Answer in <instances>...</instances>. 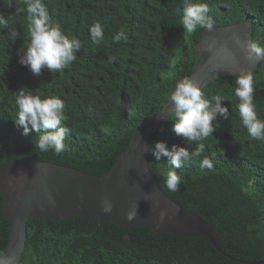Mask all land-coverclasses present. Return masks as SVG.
Segmentation results:
<instances>
[{
  "label": "trees",
  "instance_id": "16d2710c",
  "mask_svg": "<svg viewBox=\"0 0 264 264\" xmlns=\"http://www.w3.org/2000/svg\"><path fill=\"white\" fill-rule=\"evenodd\" d=\"M214 26L253 21L252 41L264 46V0H202ZM53 23L69 38H78L76 60L63 71L42 70L34 75L19 63L18 51L27 43V21L17 9L23 0H0V14L20 32L0 27V168L21 162L50 161L87 173L109 172L128 146L132 132L159 110L177 80L193 70L197 44L205 27L192 33L180 25V0H45ZM101 23L104 37L94 43L90 27ZM123 28L128 39L114 42ZM254 103L264 119V60L252 72ZM236 75H224L203 88L211 98L220 94L230 117L202 143L204 153L177 169L183 183L169 191L162 172L170 165L149 151V166L160 186L182 206L215 225L221 235L217 250L207 239L145 227H128L93 214L35 218L27 222V239L20 264H264V140L249 137L236 108ZM41 97L59 96L65 102L66 150L35 148V131L23 134L17 115L16 91ZM172 115L150 136L149 144L164 141L188 147L172 131ZM215 156L212 157V154ZM204 155L213 158L212 170L202 169ZM0 258L5 254L11 221L1 214Z\"/></svg>",
  "mask_w": 264,
  "mask_h": 264
},
{
  "label": "water",
  "instance_id": "95a60500",
  "mask_svg": "<svg viewBox=\"0 0 264 264\" xmlns=\"http://www.w3.org/2000/svg\"><path fill=\"white\" fill-rule=\"evenodd\" d=\"M252 31V20L213 25L211 30L204 28L193 70L177 82L191 78L201 85L203 92L207 84L219 77L236 75L241 70L255 71L260 61H250L233 39L238 35L243 41L252 40ZM171 91L164 105L133 130L128 146L109 172L87 173L40 160L0 168V190L4 197L1 214L11 221L7 248L0 264H20L29 220L88 214L122 226L202 237L222 251L221 235L215 225L169 196L149 167L146 146L151 134L171 116ZM106 208L110 211H105ZM162 212L166 213L163 219ZM129 215L134 218L128 219Z\"/></svg>",
  "mask_w": 264,
  "mask_h": 264
},
{
  "label": "clouds",
  "instance_id": "9594fccd",
  "mask_svg": "<svg viewBox=\"0 0 264 264\" xmlns=\"http://www.w3.org/2000/svg\"><path fill=\"white\" fill-rule=\"evenodd\" d=\"M182 16L180 25L183 29L192 33L197 26L211 30L213 20L209 16V6L202 0H180ZM25 7L17 9L18 13H24L27 21V43L18 51L19 63L26 66L34 75H40L42 70H48L54 74L63 71L76 60V54L81 48L78 38H69L59 23H53L45 0H23ZM0 27L10 28L7 36L15 41L20 37V32L10 23L9 19L0 14ZM92 41L98 43L104 37L101 23L96 22L90 27ZM128 39L123 28L114 36V42ZM236 44L244 50L247 58L252 62L264 60V46L256 41H243L238 35L233 36ZM226 51V50H225ZM191 74V73H190ZM234 95L237 98L236 108L242 125L246 128L249 137L256 140H264V119L259 118L254 103V77L251 70H241L236 74ZM15 106L17 115L13 119L18 127L23 128V134L28 135L35 131V148L41 152L53 150L57 155L66 150L65 136L68 129L64 125L65 102L59 96L41 97L39 94L26 92L23 87L16 91ZM225 100L220 94L205 97L201 85L191 78H184L176 82L174 90L169 95L171 106L172 131L181 137L186 144H196L189 150L188 147L173 144L169 149L164 141H156L154 146L147 145L148 154L152 152L157 161L166 157L168 165L162 172L164 186L171 192L180 190L183 183L177 169L194 162L202 156L205 150V141L213 136L218 126L214 121L218 117L228 119L229 109L222 103ZM142 139V138H141ZM215 153L212 154V157ZM204 155L199 164L202 169L214 168L213 158ZM149 159V157H148ZM150 167V166H149ZM105 211H110L106 208ZM166 213H161V219ZM129 215L128 219H133Z\"/></svg>",
  "mask_w": 264,
  "mask_h": 264
}]
</instances>
